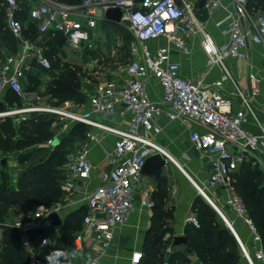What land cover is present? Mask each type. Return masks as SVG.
Here are the masks:
<instances>
[{
  "label": "built area",
  "instance_id": "1",
  "mask_svg": "<svg viewBox=\"0 0 264 264\" xmlns=\"http://www.w3.org/2000/svg\"><path fill=\"white\" fill-rule=\"evenodd\" d=\"M197 1L83 0L69 4L60 0H30L26 19L35 25L38 38L61 33L70 51L94 48L95 42L90 35L98 22L106 19L105 14L111 8L120 9L118 24L127 25L134 37L129 45L133 57L122 68L123 79L119 73V77L106 79L93 92L82 87L85 104L67 99L56 105L46 92L45 85L52 78V65L44 47L26 36L25 24L19 18L18 0H2L6 28L18 47L0 63V102L3 105L0 121L9 118L19 124L26 119L25 115H54L60 127L47 141L50 146L76 123L89 128L62 167L66 175L62 190L68 193L79 191L82 183L92 176L88 154L94 131L114 136L112 151L107 155L112 167L103 174L100 184L84 197L87 211L83 217V231L90 230L93 240L100 242L103 251L111 248L114 231L127 221L136 207L137 193L141 192L140 206L150 215L153 213L152 193L141 174L147 157L158 153L164 158L165 166L172 163L188 177L157 138L162 134L165 122L189 125V143L209 166L204 184L212 189L214 198L222 203V207L219 208L206 195L203 185L191 181L192 184L220 212L239 244L244 264H264L262 236L234 184V174L242 163L257 167L264 175V121L259 118V113L264 115V108L257 105L262 79L255 73H248L246 83H241L228 65L229 60L247 63L250 44L261 45L264 49V11H250L248 0H205L201 9L206 19L203 20L195 8ZM218 9L224 11V18L216 25L225 26L220 42L205 25ZM196 33L201 37V47L207 57L206 67L220 69V76L210 82L183 77L180 64L172 60L169 47H158L154 53H150L147 47L149 41L164 38L187 55L190 51L187 36ZM33 79L42 83L36 91L31 89ZM153 81H157L162 89L157 101L148 92ZM9 92L15 93L22 104H8ZM126 112L130 118L125 124L114 123L117 116L124 117ZM249 124H254L258 132L248 130ZM62 207L60 201L50 206L40 205L24 221L6 219L0 222V244L3 227H14L19 232L22 247L30 256L28 264H42L43 258L33 243L34 236H38L40 246L56 241L57 234L38 235V232L43 230L45 217L53 211L60 213ZM189 221L199 227L194 215ZM236 225H243L249 232L250 246L241 241ZM83 233L72 243L78 251L83 249ZM143 257L142 249H134L129 264H140ZM52 264L77 263L67 259L53 260ZM80 264L99 262L97 258H88Z\"/></svg>",
  "mask_w": 264,
  "mask_h": 264
},
{
  "label": "trees",
  "instance_id": "2",
  "mask_svg": "<svg viewBox=\"0 0 264 264\" xmlns=\"http://www.w3.org/2000/svg\"><path fill=\"white\" fill-rule=\"evenodd\" d=\"M30 0H22L19 3V18L24 22L27 37L37 40L45 49L52 65V80L47 82L46 92L52 96L53 104H60L67 99L75 100L79 105L85 102V97L81 91V79L89 72L88 68L65 60L64 48L66 46L65 37L61 33L56 35H46L42 39L38 38L35 25L28 23L26 16L29 8ZM69 4L81 3L83 0H60ZM0 0V42L8 49L9 53L17 51V42L11 36L5 25L4 7ZM247 7L250 11H264V0H248ZM198 16L205 20V16ZM118 27V25L116 26ZM128 47V45H127ZM124 45L121 48L127 50ZM86 51L92 50L86 49ZM61 54V55H60ZM122 58V57H120ZM104 61V58H101ZM106 60V59H105ZM114 60V59H113ZM120 63L121 60H116ZM102 63V62H101ZM39 81L32 80V90L38 88ZM81 101V102H80ZM17 102L22 104V100L13 92L7 94V103L13 104ZM25 123L32 124L33 132L38 137L48 141L55 136L59 129L57 118L51 114H31ZM24 123V122H23ZM23 126V125H22ZM19 131L22 130V127ZM16 124L7 118L0 121V150L4 153H12L20 151L28 145V140L22 138L16 130ZM84 131L85 138L88 127L76 123L68 133H66L59 143L71 140L70 136L76 129ZM66 159L63 160L62 166ZM1 164V162H0ZM2 170L6 168L2 167ZM62 170V169H61ZM33 172L25 171L18 176L17 186H11L9 174L7 183L15 190L6 187L4 179L0 178V222L5 221L10 214V210L20 205V208L14 213H27V216L34 212L40 205L50 206L51 204L61 200L63 196L62 185L66 179L64 171H53L42 181V184L34 189L33 194H26V184L32 178ZM6 177V176H5ZM234 184L237 192L243 198L248 207L250 216L256 224L264 244V175L257 167H252L249 163H242L237 172L234 174ZM156 187L152 193L153 213L151 227L147 233V237L142 249L144 257L140 264H200V262H209V264H244L239 244L227 227L222 218L215 209L201 196H196L192 202V212L197 218L199 227H195L190 221L185 225L184 235L187 239L188 246L195 254L198 261L193 262L190 255L176 251L170 252L169 246L173 238V228L171 221L174 218V207L166 206L167 186L165 177L160 176L156 181ZM23 208V209H22ZM25 211V212H24ZM86 206L73 211L65 219L61 229L58 231L59 236L52 244L36 247V250L43 258L42 264H52L53 260L65 261L69 259L70 246L69 236L74 232V227L79 223L83 224V217L86 214ZM68 228H72L66 235ZM47 229L38 232V235L46 234ZM169 235L167 238H165ZM37 236H34V239ZM62 253L56 256L54 254ZM53 257L49 260V257ZM29 254L22 247L19 241V232L16 228L4 226L2 229V240L0 244V264H28Z\"/></svg>",
  "mask_w": 264,
  "mask_h": 264
},
{
  "label": "crops",
  "instance_id": "3",
  "mask_svg": "<svg viewBox=\"0 0 264 264\" xmlns=\"http://www.w3.org/2000/svg\"><path fill=\"white\" fill-rule=\"evenodd\" d=\"M198 11L200 12L201 16L204 15L201 12V9H198ZM223 18L224 11L222 9H218L214 12L213 16L209 20H207V23L205 24L207 30L212 34L217 42L222 41L223 35L221 34V31L225 26L222 25L219 27L216 25V23L218 21H221ZM117 25L120 26L118 23H114L107 19L98 22L95 31H93L90 35L91 39H94L95 42L94 48L92 49L91 53L88 54L90 51L86 50H82L79 52L70 51L65 46V49L68 51L65 53V60L68 59L66 57L71 55L76 59L75 62L72 63L82 65L89 70H94L98 67L95 66V62H98L100 58H118L121 60V62L118 63L116 67H114L110 71V77L115 78L120 76L123 79L125 73L122 72V68L124 64L133 56L129 52V45L127 47V50H121L125 40L122 39L119 31L116 30ZM104 26H107L109 32L115 30L111 33L112 41H114L112 45L110 44V42L106 44L103 43L102 35L104 36ZM187 40L190 48V51L187 55L179 52V50L176 49L173 43L167 41L164 38H158L156 40L149 41L147 43V47L150 53H154L158 47H169L172 60L180 64V74L183 77L196 78L203 80L204 82H210L218 78L220 76V69L217 66L211 69H208L206 67L207 57L201 47L200 35L198 33L189 34L187 36ZM8 54V49L0 42V63ZM248 54L249 64L248 62L246 63L243 60H229L228 65L233 75L241 83H246L248 73H255L260 77V79H262V92L260 94L257 105L260 108H264V49L261 45L250 44L248 47ZM250 64L252 65L251 67ZM117 70L119 71L116 72V74H113V72ZM41 85L42 83L38 85L37 89H39V86ZM37 89L33 91H36ZM148 92L152 99L156 101L159 100L162 94L161 85L157 81L151 82L148 88ZM118 111H120V109H118ZM129 118L130 114L126 112L124 117L117 116L114 120V123L123 125L128 121ZM259 118L264 121V115H262L261 113H259ZM247 129L254 133L258 132V129L254 124H249L247 126ZM189 132V125H183L176 121L165 122L163 132L157 138L158 142L171 153V155L177 161L178 165L189 177L188 178L180 170V168L173 165L172 163L167 164V166H165L162 171V176L165 177V183L167 186L166 206L174 207V218L171 221V226L174 231L173 236L184 235L185 225L189 221V218L193 215L191 209L192 202L196 196L200 195L191 181H193L197 185H201V187L203 185L206 195H211L214 198L212 189L204 184L207 173L209 171V166H207V164L205 163V159L201 156V153L191 147L188 140ZM113 141L114 136L112 134L102 133L98 130L94 131V139L91 142L88 154L89 161L92 165V176L85 183H82L81 189L79 191L68 193L63 190L64 193L60 200L63 207L59 213L63 220V223L64 219L69 214L84 206V197L87 192L100 184L103 174L111 169L112 166L108 161L107 155L112 151ZM79 143H77L75 150L77 149ZM197 158L198 162H194ZM144 178L149 190L151 191V193H153V190L156 187L155 181H152L145 176ZM140 196L141 192L136 194V207L128 216L127 221L114 231V237L110 249L103 251L100 242H96L93 240V233L90 230L83 231L82 224V233L84 232V238L82 242L83 249L81 251H78L73 248L72 244L69 259H72L77 264L84 262L88 258H97L99 264H129V256L131 252L134 249L143 248L147 233L152 223V216L148 213L147 209L140 206ZM219 204L221 208L222 203L219 202ZM51 229L54 230V234H57L58 237L59 232L55 231L54 228ZM236 231L241 241L245 245L250 246L251 238L246 228L243 225H236ZM45 232L49 233L47 230ZM168 236L169 235H167L165 238H167ZM33 243L36 247H41L38 242V236L35 238ZM188 255H190L193 262L198 261L195 254ZM198 263L209 264L210 261H198Z\"/></svg>",
  "mask_w": 264,
  "mask_h": 264
},
{
  "label": "rangeland",
  "instance_id": "4",
  "mask_svg": "<svg viewBox=\"0 0 264 264\" xmlns=\"http://www.w3.org/2000/svg\"><path fill=\"white\" fill-rule=\"evenodd\" d=\"M22 0H18L19 3H21ZM104 36L103 43H109L112 45L114 41H112L111 33L113 31L108 30L107 26H104ZM112 29V28H111ZM116 30L119 31L121 37L123 40H125V47L127 45H130V43L133 41V36L131 34V31L129 30L127 25H120L116 27ZM99 46V45H98ZM125 49V48H124ZM64 52H68L64 48ZM67 60L71 62H75V57L69 55ZM106 59V60H105ZM118 58H104V61L100 58L98 62H95V66H98L94 70H89L87 75L81 79V85L80 87H87L90 88V90L96 91L99 89L101 84L106 80L110 78V71L116 67L118 64L116 62ZM102 62V63H101ZM103 66V67H102ZM102 67V68H99ZM105 68V69H104ZM52 78L50 79V81ZM81 102V101H80ZM85 104V102L83 103ZM32 115H25V120L20 122L19 124H16V130L17 133L21 135L22 138H25L28 140V145L20 150V151H14L12 153H4L0 150V161L3 158L7 159L6 168L2 170L1 164H0V178L3 180L6 184V187H9L10 190H15L14 187L17 186V180L19 174L25 172V171H31L33 172L32 178H30L29 182H27L25 190L26 194H33L35 191L34 189L37 188L39 185L42 184V181L45 177H47L51 172L53 171H61L62 172V162L63 160L67 159V156L71 154L77 145L79 143L83 136L84 131L82 129H76L74 133L70 136L71 140H67L64 142H56L57 144L50 146L47 144V141H44V139L38 137L33 132L32 124L25 123L29 118H31ZM57 120V119H56ZM24 122V123H23ZM23 125V126H22ZM23 127L21 131L19 129ZM18 163H17V161ZM198 162V158L195 159ZM8 174H9V181L11 186L7 183L8 180ZM6 176V177H5ZM209 198L220 208L219 200L216 198H213L211 195H208ZM203 197V196H202ZM20 208V205H16ZM13 208L10 210L9 217L7 218L10 220H17V221H24L27 219V213H23V210L19 213H14L16 209ZM23 209V208H22ZM219 215V214H218ZM72 228H68V230L65 232L67 235ZM47 231L51 236H54V230L51 228H47ZM82 233V225H75L74 232L70 234L69 241L72 243L74 238ZM72 246H70L71 248Z\"/></svg>",
  "mask_w": 264,
  "mask_h": 264
},
{
  "label": "water",
  "instance_id": "5",
  "mask_svg": "<svg viewBox=\"0 0 264 264\" xmlns=\"http://www.w3.org/2000/svg\"><path fill=\"white\" fill-rule=\"evenodd\" d=\"M204 3H205V0H198L195 4V8L199 10L202 9L204 6ZM105 17L109 21H112L114 23H119L120 18H121V11L119 8H111L106 12ZM2 108H3V105L0 102V109ZM233 150L235 153H237L236 148H233ZM1 165L2 167L6 166L5 158L1 159ZM164 167H165L164 158L162 157V155L156 153L145 159L143 167L141 169V174L151 179L152 181H156L162 175V171ZM203 197L221 217L220 212L217 210V208H215V206H213L209 198L207 196H203ZM62 225H63V220L60 214L58 212L53 211L43 220L42 229L54 228L55 231L58 232L61 229ZM169 251L170 252L180 251L186 254H192V250L188 246L185 235H174L171 240L170 246H169Z\"/></svg>",
  "mask_w": 264,
  "mask_h": 264
},
{
  "label": "clouds",
  "instance_id": "6",
  "mask_svg": "<svg viewBox=\"0 0 264 264\" xmlns=\"http://www.w3.org/2000/svg\"><path fill=\"white\" fill-rule=\"evenodd\" d=\"M54 255H56V256H59V255H62V253H56V254H54ZM53 259V257H49V260H52Z\"/></svg>",
  "mask_w": 264,
  "mask_h": 264
}]
</instances>
